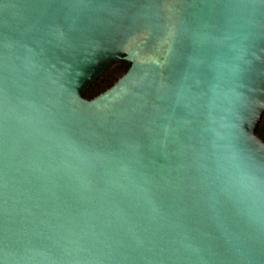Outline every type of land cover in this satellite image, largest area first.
<instances>
[{"label": "water", "instance_id": "obj_1", "mask_svg": "<svg viewBox=\"0 0 264 264\" xmlns=\"http://www.w3.org/2000/svg\"><path fill=\"white\" fill-rule=\"evenodd\" d=\"M263 120L264 0H0V264H264Z\"/></svg>", "mask_w": 264, "mask_h": 264}, {"label": "trees", "instance_id": "obj_2", "mask_svg": "<svg viewBox=\"0 0 264 264\" xmlns=\"http://www.w3.org/2000/svg\"><path fill=\"white\" fill-rule=\"evenodd\" d=\"M128 68H129V64L126 63L125 61H121L119 64L116 65L115 74H119L120 72L123 74L128 70ZM112 81H106L105 84L101 86V91H99V93H97V94L95 93L96 92L95 90L100 85H98V84L93 85L89 89V91L87 92L86 97L87 98H93L96 95L100 94L101 92L105 91L107 88H109L110 86H112L116 82V80H114L113 83H112ZM258 134L261 138L264 139V126H262V124L260 125V127L258 129Z\"/></svg>", "mask_w": 264, "mask_h": 264}, {"label": "rangeland", "instance_id": "obj_3", "mask_svg": "<svg viewBox=\"0 0 264 264\" xmlns=\"http://www.w3.org/2000/svg\"><path fill=\"white\" fill-rule=\"evenodd\" d=\"M115 68L116 66H114L113 68L109 69L94 85L98 84L100 85L99 87H97V89L95 90L96 94L99 93V91H101V86L105 84L106 81H112V83L114 82V80H117L118 77H120L122 74H115ZM262 126H264V120L262 122Z\"/></svg>", "mask_w": 264, "mask_h": 264}, {"label": "flooded vegetation", "instance_id": "obj_4", "mask_svg": "<svg viewBox=\"0 0 264 264\" xmlns=\"http://www.w3.org/2000/svg\"><path fill=\"white\" fill-rule=\"evenodd\" d=\"M120 74H122V73L120 72Z\"/></svg>", "mask_w": 264, "mask_h": 264}]
</instances>
